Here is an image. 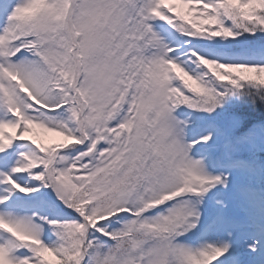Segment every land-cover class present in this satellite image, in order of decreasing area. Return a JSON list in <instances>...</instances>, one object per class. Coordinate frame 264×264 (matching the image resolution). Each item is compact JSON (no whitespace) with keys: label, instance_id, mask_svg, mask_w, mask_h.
<instances>
[{"label":"snow or ice","instance_id":"6c2138e0","mask_svg":"<svg viewBox=\"0 0 264 264\" xmlns=\"http://www.w3.org/2000/svg\"><path fill=\"white\" fill-rule=\"evenodd\" d=\"M0 264H264V0H0Z\"/></svg>","mask_w":264,"mask_h":264}]
</instances>
